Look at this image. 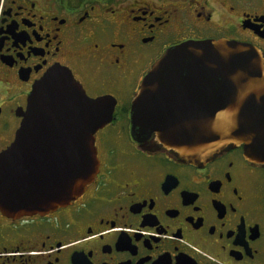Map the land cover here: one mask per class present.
Here are the masks:
<instances>
[{
	"label": "flooded vegetation",
	"instance_id": "obj_1",
	"mask_svg": "<svg viewBox=\"0 0 264 264\" xmlns=\"http://www.w3.org/2000/svg\"><path fill=\"white\" fill-rule=\"evenodd\" d=\"M211 40L264 57V0H0V157L53 69L116 102L95 134L99 172L81 195L17 218L0 210V264H264L262 166L242 147L188 165L133 136V103L152 67L174 47ZM45 157L55 161L40 164L43 184L64 186L67 164Z\"/></svg>",
	"mask_w": 264,
	"mask_h": 264
},
{
	"label": "water",
	"instance_id": "obj_2",
	"mask_svg": "<svg viewBox=\"0 0 264 264\" xmlns=\"http://www.w3.org/2000/svg\"><path fill=\"white\" fill-rule=\"evenodd\" d=\"M115 105L112 97H88L64 68L39 81L14 143L0 157V210L17 218L81 195L99 172L95 134L113 120ZM132 121L143 149L163 148L184 164L200 165L242 147L248 162L264 168V57L227 40L174 47L144 78ZM48 153L68 165L60 188L41 180L50 175L40 164L55 161Z\"/></svg>",
	"mask_w": 264,
	"mask_h": 264
}]
</instances>
